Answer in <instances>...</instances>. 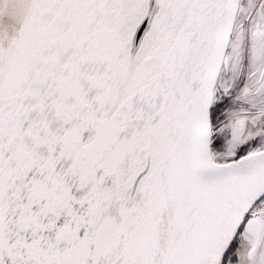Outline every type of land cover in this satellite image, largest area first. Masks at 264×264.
Here are the masks:
<instances>
[{"label":"snow or ice","instance_id":"6c2138e0","mask_svg":"<svg viewBox=\"0 0 264 264\" xmlns=\"http://www.w3.org/2000/svg\"><path fill=\"white\" fill-rule=\"evenodd\" d=\"M0 264H264V0H0Z\"/></svg>","mask_w":264,"mask_h":264}]
</instances>
